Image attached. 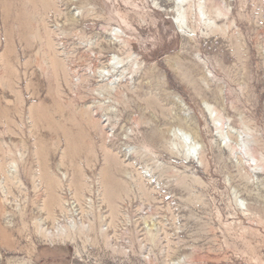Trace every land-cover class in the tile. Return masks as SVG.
Segmentation results:
<instances>
[{
  "label": "rangeland",
  "instance_id": "374dc122",
  "mask_svg": "<svg viewBox=\"0 0 264 264\" xmlns=\"http://www.w3.org/2000/svg\"><path fill=\"white\" fill-rule=\"evenodd\" d=\"M178 3L0 0V264H264V0Z\"/></svg>",
  "mask_w": 264,
  "mask_h": 264
},
{
  "label": "bare ground",
  "instance_id": "6f19581e",
  "mask_svg": "<svg viewBox=\"0 0 264 264\" xmlns=\"http://www.w3.org/2000/svg\"><path fill=\"white\" fill-rule=\"evenodd\" d=\"M179 3H178V5H175L174 7H175V11H174V18L176 19V21H177V23L179 24V26H182L183 25V17H184V15H183V6H182V4H181V2H183L184 0H177ZM176 2V1H175ZM174 2V3H175ZM201 12H202V10H200ZM173 18V19H174ZM176 21H174V22H176ZM131 57V56H130ZM129 59L130 58H126L125 60H123V59H120L119 57H112L110 60H109V64H108V66L105 68L106 70H107V73L106 74H103L105 77L106 76H109L108 78H107V80L109 81L108 83H109V85H115V84H117L118 82H120L121 81V79H119V78H122V77H126V78H128V72H129V70L131 71V73H129L130 75H132L133 73L132 72H134V68H131V67H134V65L133 66H131L130 65V62H129ZM131 68V69H130ZM104 71L105 70H102V72L104 73ZM116 72V74H114ZM100 76V75H99ZM103 77V76H102ZM125 78V79H126ZM105 79V78H104ZM103 79V80H104ZM105 81V80H104ZM107 83V84H108ZM108 88V87H107ZM116 88H118L117 86H116ZM207 109H208V111L210 112V110H211V107L209 106V105H207ZM207 111V113H209ZM220 118H216L215 119V121H217V120H219ZM176 137L178 138V135L176 134ZM175 137V138H176ZM180 140L183 142V144L185 143L187 146H189L190 147V150H192V148L193 149H195V146L193 145V144H191V143H186L182 138H180ZM239 142H240V140L239 139H237V143L239 144ZM246 141H244V143H245ZM222 143V142H221ZM186 145H184V146H186ZM228 145V144H227ZM230 147H231V145H230ZM189 150V151H190ZM64 216V215H63ZM71 222H72V220H71ZM82 222V221H81ZM75 223V222H74ZM71 224V223H70ZM73 224V223H72ZM84 224V223H83ZM75 225V224H74ZM67 226V224H65L64 226H62V227H58L57 229H56V231L55 232H51L50 233V237L52 238V239H54V240H56V241H58V240H60L61 241V243L62 244H64V243H66V242H68V243H70V244H75V248L77 249V239H78V233H82L83 231H86L85 230V228L86 227H83V226H81L80 225V223H79V225L81 226V227H79V225H78V227H76V226ZM86 226V225H85ZM78 228V230H75V229H77ZM88 229V228H87ZM79 251V249H77V252Z\"/></svg>",
  "mask_w": 264,
  "mask_h": 264
}]
</instances>
